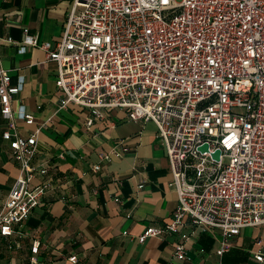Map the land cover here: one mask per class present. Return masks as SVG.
I'll return each instance as SVG.
<instances>
[{
	"label": "built area",
	"instance_id": "obj_1",
	"mask_svg": "<svg viewBox=\"0 0 264 264\" xmlns=\"http://www.w3.org/2000/svg\"><path fill=\"white\" fill-rule=\"evenodd\" d=\"M21 43L23 50L39 46L57 63L63 105L84 108L87 125L117 108L155 123L179 204L171 221L138 234L140 243L177 236L174 257L186 259L189 235L181 227L189 219L220 229L222 256L243 228L264 225V0H74L60 40L40 42L25 28ZM23 84L12 83L0 58L3 138L19 167L0 208L4 237L23 235L53 187L35 183L48 172L35 163L40 128L27 136L17 131V118L34 122L23 106L17 118L13 110ZM128 151L121 140L99 158ZM257 243L254 258L264 264V242Z\"/></svg>",
	"mask_w": 264,
	"mask_h": 264
},
{
	"label": "crops",
	"instance_id": "obj_2",
	"mask_svg": "<svg viewBox=\"0 0 264 264\" xmlns=\"http://www.w3.org/2000/svg\"><path fill=\"white\" fill-rule=\"evenodd\" d=\"M73 1L0 0L1 63L13 84L24 79L13 110L16 118L21 106L34 116L32 124L17 118V131L27 136L40 128L35 163L48 172L35 183L53 186L21 228V237L0 235V264H261L254 251L258 240L264 242V225L243 228L222 256L216 253L220 229L193 226L189 219L181 227L189 235L186 259L174 257L177 236L137 240L150 224L171 221L179 204L155 123L131 120L117 108L87 125L84 108L63 105L57 63L39 46L21 48L25 28L40 42L60 40ZM6 125L0 111V208L19 174L3 138ZM121 140L129 151L101 162L99 155ZM96 164L99 171L93 170Z\"/></svg>",
	"mask_w": 264,
	"mask_h": 264
},
{
	"label": "water",
	"instance_id": "obj_3",
	"mask_svg": "<svg viewBox=\"0 0 264 264\" xmlns=\"http://www.w3.org/2000/svg\"><path fill=\"white\" fill-rule=\"evenodd\" d=\"M202 149H206V146H204ZM220 152L219 151H216L215 153H214V156L216 157V158H219L220 157Z\"/></svg>",
	"mask_w": 264,
	"mask_h": 264
},
{
	"label": "rangeland",
	"instance_id": "obj_4",
	"mask_svg": "<svg viewBox=\"0 0 264 264\" xmlns=\"http://www.w3.org/2000/svg\"><path fill=\"white\" fill-rule=\"evenodd\" d=\"M178 1H180V0H178Z\"/></svg>",
	"mask_w": 264,
	"mask_h": 264
}]
</instances>
